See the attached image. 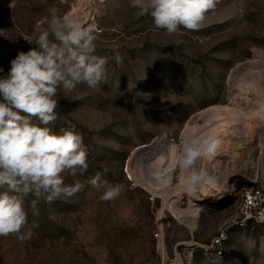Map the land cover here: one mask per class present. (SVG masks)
I'll return each mask as SVG.
<instances>
[{"label":"rangeland","instance_id":"obj_1","mask_svg":"<svg viewBox=\"0 0 264 264\" xmlns=\"http://www.w3.org/2000/svg\"><path fill=\"white\" fill-rule=\"evenodd\" d=\"M50 8L93 30L96 54L110 59L108 80L96 89L78 86L79 95L58 92V119L50 127L78 132L89 165L82 176L65 175V183L85 187L71 198L41 201L38 217L29 207L25 231L32 236L24 242L0 237V264H264V223L240 224L241 190L249 171H258L255 159L264 158V120L237 126L234 143H248L247 150L214 157L217 169L231 164L230 180L221 182L230 198L197 202L198 216L182 221L169 209L173 200L179 208L190 201L182 182L190 118L213 106L238 116L264 107V0H218L199 31L172 36L150 16L136 17L131 0H0V77L18 52L34 47L29 41L47 28ZM113 48L123 64L115 63ZM160 139L174 141L178 151L164 193L145 184L147 154L141 153ZM98 171L106 187L120 185L116 199L101 200L103 189L86 183ZM260 186L264 192V180ZM32 199L25 198L26 206ZM222 231L221 256H209L206 248Z\"/></svg>","mask_w":264,"mask_h":264},{"label":"clouds","instance_id":"obj_2","mask_svg":"<svg viewBox=\"0 0 264 264\" xmlns=\"http://www.w3.org/2000/svg\"><path fill=\"white\" fill-rule=\"evenodd\" d=\"M218 0H131L136 17L150 16L156 29L169 36L181 29L199 31ZM47 28L39 32L34 47L20 51L10 68L0 77V237L29 239V210L39 216L37 205L52 204L81 192L85 184L65 183V175H84L89 167L83 137L72 129L55 132L50 125L58 119V92L76 93L78 86L96 89L107 83V56L96 54V35L76 19L49 9ZM183 43L176 40V44ZM117 65L124 62L118 49H112ZM3 69L0 68V72ZM219 141L212 136L189 139L184 145L182 164L193 165L201 155L211 156ZM106 172V170H105ZM104 172H97L87 184L102 191L103 201L116 199L120 185L107 186ZM205 174L189 172L186 185L199 183ZM31 195L30 206L25 198ZM38 227L33 221L31 229Z\"/></svg>","mask_w":264,"mask_h":264},{"label":"bare ground","instance_id":"obj_3","mask_svg":"<svg viewBox=\"0 0 264 264\" xmlns=\"http://www.w3.org/2000/svg\"><path fill=\"white\" fill-rule=\"evenodd\" d=\"M240 68V65L235 68L232 73V78ZM251 120L260 122L264 120V107L251 113H242L238 116L228 106H213L196 113L190 118L183 133L186 139H195L207 135L215 137L219 141V145L211 156L201 155L195 159L193 165L189 168L184 167L186 170V176H188L189 172L192 170L204 173L205 176L199 183L192 187L186 185V181H184L185 179L182 181L185 185L184 191L189 196L190 201L186 208H179L180 205L178 206L177 200H173L172 204L170 203L171 205H169V209L174 215V218L179 221L187 220L188 218H196L200 209V204L198 203L205 205V203L207 204L208 202L228 199V197L230 198L232 196V194L229 193L226 188H223V185L221 184V182H226L227 178L230 177L229 172L231 164H223L222 167L217 169L216 164L218 159L214 157L222 153H226V155L229 156L239 149H246L248 143L244 145L243 143H238L236 145L234 143V138L239 134V128L237 126L244 121ZM252 126L253 125L251 124V128ZM259 147L262 146L259 145ZM261 150L263 153L264 148L262 147ZM177 152V145L174 141L166 139H160L154 144L150 146L147 145L141 149V153L147 154V157L143 161L146 170L144 182L149 189L154 192L160 191L161 193L169 190L166 187L170 186V178L177 164ZM155 158L156 160H154ZM255 160L258 166L255 162L254 165L257 166L258 171H249V175L246 177V184L249 183V180H264V161H261L264 160V158L259 155ZM252 164L253 162H249V164H245L244 166L250 168ZM212 169H216L214 170L215 175L211 174ZM237 189L240 188L237 187Z\"/></svg>","mask_w":264,"mask_h":264},{"label":"built area","instance_id":"obj_4","mask_svg":"<svg viewBox=\"0 0 264 264\" xmlns=\"http://www.w3.org/2000/svg\"><path fill=\"white\" fill-rule=\"evenodd\" d=\"M261 180L252 181L241 190V207H240V224L241 226L264 223V192L261 188ZM155 238L162 241V234L156 233ZM227 236L224 231L219 232L212 241L211 247L206 248V253L209 256H221L222 246Z\"/></svg>","mask_w":264,"mask_h":264}]
</instances>
